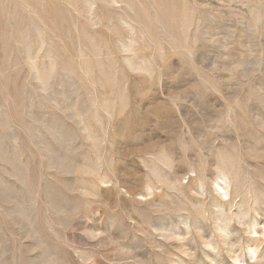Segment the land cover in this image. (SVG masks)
Returning <instances> with one entry per match:
<instances>
[{"label": "rangeland", "instance_id": "1", "mask_svg": "<svg viewBox=\"0 0 264 264\" xmlns=\"http://www.w3.org/2000/svg\"><path fill=\"white\" fill-rule=\"evenodd\" d=\"M0 264H264V0H0Z\"/></svg>", "mask_w": 264, "mask_h": 264}]
</instances>
